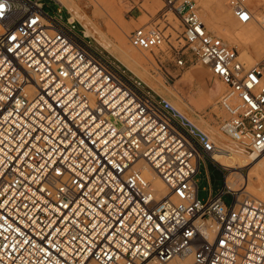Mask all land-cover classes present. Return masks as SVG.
Returning a JSON list of instances; mask_svg holds the SVG:
<instances>
[{"label": "built area", "instance_id": "built-area-1", "mask_svg": "<svg viewBox=\"0 0 264 264\" xmlns=\"http://www.w3.org/2000/svg\"><path fill=\"white\" fill-rule=\"evenodd\" d=\"M43 1L0 0V264H264V200L229 188L230 172L215 159L226 150L65 7L52 0L60 8L51 16ZM162 2L165 27L133 29L130 45L161 50L165 28L176 32L172 14L223 85L219 132L263 154L264 59L246 66L209 32L196 0ZM227 6L240 24L253 21L250 0ZM202 162L224 175L205 202Z\"/></svg>", "mask_w": 264, "mask_h": 264}, {"label": "bare ground", "instance_id": "bare-ground-1", "mask_svg": "<svg viewBox=\"0 0 264 264\" xmlns=\"http://www.w3.org/2000/svg\"><path fill=\"white\" fill-rule=\"evenodd\" d=\"M55 1H57V3H59L63 7L69 9V11L71 10L73 14L72 20H76L77 16L82 20L83 27L85 28V33L88 37H92L94 40H96L106 51H108L124 66H126L127 69H129L132 73L142 79L150 88H152L156 93L160 94L163 98L168 100L176 109L182 112L188 119H190L194 124L198 126L197 122L188 114H186V109H184V106L180 102V99L178 98L179 101L176 102L171 98L170 95L172 91L164 83V81L158 75L151 76L148 71L146 62L154 64L153 56L150 55L151 53L148 54V52H140L130 45V43L128 42L129 33L124 30V25L116 24L117 21L115 23L108 22L107 27L109 28V32L107 33L103 31L98 26V24H96V22L93 21V18H91L87 13L83 11L76 0ZM196 1L200 4L199 7L201 8V12L206 19L208 28H211L213 32L217 33L218 36H220V38L226 39L228 42H234L242 47L240 60L243 61L241 59L243 58L246 62V66H251L255 62V57H259L260 55L264 54V34L260 28V22L264 16L261 17L259 22L257 20V15H259V13H257V10H259L261 6L264 5V0H250V2L256 8V13H254L253 21L245 25L240 24L233 17L230 9L227 6V0L226 3H224L223 0ZM89 2L90 4H93L95 5V7H97L94 11L96 17H102L105 18V20L108 17L112 20H118L120 18V14L114 15L112 13H109V11L113 10H109L108 8H115L113 0H89ZM161 3L162 0H151V2L146 3L141 9L142 16H140L139 18L144 21H148V19L150 18L149 15L156 14L161 6ZM98 6L102 7V10H104L105 8L109 10L108 13L110 15H105V13L101 14L100 12L103 11H100ZM145 11H148V13L150 14L146 13ZM109 21L111 20L109 19ZM171 31L172 33H176L175 31H173V29ZM113 35H116L117 38L114 39ZM163 47L161 48V50L156 51V53L153 55H155L156 57H163L161 54H159L160 52H165L163 50ZM196 88L197 90H199L200 85L196 86ZM202 122L204 126L207 125L205 121L202 120ZM198 127H200V125ZM214 130H211V132H213ZM219 134L227 138L232 144L238 146L232 149L223 147L214 139H212L218 146L226 150V152L223 154H216L215 159L230 172L227 177V185L229 186V188L232 191L236 192L240 199H243L244 196L247 195L264 200V153L261 155L246 153L234 140L221 134L220 132ZM247 169L249 170L248 174L247 172L243 173V170ZM154 186L158 190L162 189V183L158 178H155ZM178 263L192 264V260L191 257H187L181 262L178 261Z\"/></svg>", "mask_w": 264, "mask_h": 264}, {"label": "rangeland", "instance_id": "rangeland-1", "mask_svg": "<svg viewBox=\"0 0 264 264\" xmlns=\"http://www.w3.org/2000/svg\"><path fill=\"white\" fill-rule=\"evenodd\" d=\"M76 1L80 5V7L83 9V11L85 13H87L91 18H93V21L96 22V24H98V26L103 31H105L107 33L109 32V28L107 27V23L108 22H112V23L114 22L115 23L116 21H117L116 24L124 25L123 28H124V30H126V32L129 33L128 35H130V32L133 29H135L141 25H144V24L152 25V26L158 25L161 29H163L165 27L163 21H159V15H160L159 11L163 7V2L161 3V6H160V8L156 14H150V13H148V11H145L146 13L150 14L149 15L150 18L148 19V21H144L141 18H139L140 16H142L141 9L144 7V5L146 3L151 2V0H141V2H139L138 0H113L114 7L116 9L115 8H108L109 10H113V11H109L106 8L104 10H102L103 8L98 6L99 10L103 11V12H100L101 14L102 13L103 14L105 13V15H110L109 13H112L114 15L120 14V18L118 19L119 21L118 20H112L109 17L106 18V20H107L106 21L105 18L95 16L94 11L96 10L95 8H97V7H95V5H93V4H90L89 0H76ZM223 1H224V3H226V0H223ZM43 2L45 5V10L48 14H50L51 16L58 15V13H59L58 9L60 8V6L57 3H55L52 0H44ZM198 5L200 6L199 3H198ZM67 10L69 11V9H67ZM200 10H201V8H200ZM106 11H107V14H106ZM108 11H109V13H108ZM69 13L71 14V16L73 15L71 10L69 11ZM257 13H259V15H257V20L259 22L261 17L264 16V5L261 6V8L259 10H257ZM62 14H63L64 20L66 21L67 17H68L66 11L63 10ZM169 15H170L169 19L172 23V26L176 29V33H172L171 28H165V30H164L165 35L167 37V43L163 47V50L165 51V54H164L165 56L163 55V59H161L162 62L158 63L157 62L158 57H156L153 54L148 53V54L152 55L154 58V64H150V63L146 62L149 73L151 74V76H157L158 75L164 81V83L166 85L171 86V85H175L176 82L178 81V79H180L185 72L194 71L197 68L202 69L196 73V78L202 87H203V85L208 84L210 79L218 80L217 82H210V89L204 88L206 91L203 89L204 90L203 94L209 92L211 98L216 96V95H219L222 91V88H223L221 80L218 77H216L215 75H213L212 72L209 71V69L201 66V64L199 63L197 55L189 49L188 45H186L185 41L183 40V36L181 35V27L179 25V22L173 17L172 14H169ZM201 15H202V18H203V20H204V22L208 28V25L206 23V19H205L204 15L202 14V12H201ZM109 19L111 21H109ZM76 20L79 21L81 23V25L83 26V22L81 19L78 18V16L76 17ZM210 29L211 28H208L210 33H212L215 36H218L217 33L213 32V30L212 29L210 30ZM218 37H220V36H218ZM113 38L116 39L117 38L116 35ZM223 40L226 41L227 43H229L231 47L235 46L239 50L240 56H241L242 47H240V45H238L234 42H230V41L228 42L226 39H223ZM128 42H129V39H128ZM241 59L244 61V63H246L243 58H241ZM263 59H264V54L260 55L259 57H255V62L252 65H255V64L261 62ZM251 66H249V67H251ZM196 86H199V84L193 83V88H191V86H189L188 82H181L178 85V89H179V87L182 89V91H180V95L183 97V99L186 102H188L189 99L193 96V94L195 92H197ZM201 92H203V91H201ZM218 100H219V97L214 98L212 100V102L207 105L206 110L197 112L198 115H200L201 117H205V116L207 117V116H210V115L216 113L218 106H219L217 104ZM214 126L215 127L213 128V130L214 129L215 130L213 132H211V129L206 130V132L209 133V135L211 136L212 139H214L216 142H218L223 147H227V148H231V149L234 147H238L235 144H232L227 138H225L219 134L218 125H214ZM246 172L248 174L249 170L247 169L245 171V173ZM196 178L198 180L199 199L202 202L207 201L212 193L217 195L224 187V175H223V173L216 166H214L211 163L207 167L206 164L204 162H202L200 171H199ZM223 199L227 205H231L233 202V196L231 194H226L223 197Z\"/></svg>", "mask_w": 264, "mask_h": 264}, {"label": "crops", "instance_id": "crops-1", "mask_svg": "<svg viewBox=\"0 0 264 264\" xmlns=\"http://www.w3.org/2000/svg\"><path fill=\"white\" fill-rule=\"evenodd\" d=\"M202 69H196L194 71H187L183 74V76L178 79V81L176 82L175 85H171L168 86L171 89V98L178 102V98L180 99V102L182 103V105L184 106V109H186V114H188L191 118H193L198 126L200 125V128L203 129L204 131H206L207 129H211L213 130V128L215 127L214 125H218L223 119H225L227 117V114L225 113V111L223 109H221L220 106H218V109L216 111V113L210 115V116H205V117H201L200 115H198V111H203L207 109V105L209 103L212 102V100L216 97H220L221 93L219 95H216L214 97L211 98L210 93H204V88H208L210 89V82H217L218 80L215 79H210L208 84L203 85V87L201 86V84L198 82L197 78H196V73ZM181 82H188L189 86H191V88H193V83H198L200 85V89L197 90V92H195L193 94V96L189 99L188 102H186L183 97L180 95V91H182V89L179 87L178 89V85ZM204 89V90H203ZM223 90V88H222ZM203 91V92H201ZM206 91V90H205ZM222 92V91H221ZM173 94V95H172ZM208 96H207V95ZM160 95V94H159ZM178 95V96H177ZM161 96V95H160ZM175 96V97H173ZM177 99V100H176ZM189 107V108H188ZM190 109V110H189ZM189 111V112H188ZM205 121L207 123L206 126H204L202 120ZM201 120V121H200ZM200 122V123H199Z\"/></svg>", "mask_w": 264, "mask_h": 264}]
</instances>
